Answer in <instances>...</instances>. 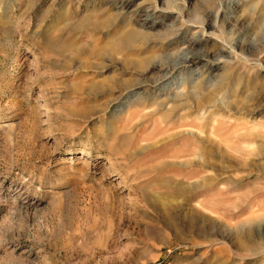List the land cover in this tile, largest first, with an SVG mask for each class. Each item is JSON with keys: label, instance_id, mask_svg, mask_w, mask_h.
<instances>
[{"label": "rangeland", "instance_id": "rangeland-1", "mask_svg": "<svg viewBox=\"0 0 264 264\" xmlns=\"http://www.w3.org/2000/svg\"><path fill=\"white\" fill-rule=\"evenodd\" d=\"M0 264H264V0H0Z\"/></svg>", "mask_w": 264, "mask_h": 264}, {"label": "bare ground", "instance_id": "bare-ground-1", "mask_svg": "<svg viewBox=\"0 0 264 264\" xmlns=\"http://www.w3.org/2000/svg\"><path fill=\"white\" fill-rule=\"evenodd\" d=\"M118 39L115 38V36L112 35V37L107 41L106 44H104L103 46L101 45L100 47H97V51H96V55L97 56H106L108 54L113 53L117 48H118ZM193 57H197L195 55H189L184 59V62H189V60H193ZM182 63H177V64H160L158 65L159 70L161 71H165V73H163L160 77H158L155 81L151 82L152 86H157L161 83H163L164 81H166L171 74H173V72L179 67L181 66ZM146 84L139 82L137 83L133 89L135 88H142L144 87ZM149 85V84H148ZM167 85V84H166ZM131 90H128L126 95L127 97H129V95ZM176 96H170V100L171 102H175ZM219 105L220 107H225L226 106V102L223 99L220 100H215V101H201L199 104L196 105H192V112H186L184 114L181 115V117L179 118L178 121H176L173 126L170 129H177V135L179 136V134H184L186 136L183 137V142L182 143V147L180 150V157L186 159L187 161L185 162V164L189 163L190 159H196V167H202L204 164V162L202 161V158L200 156V154L203 153V150L200 149L199 147H195V143L197 142V139H199V133L197 131V129H201L199 127V124L196 123L197 120L204 121V125L202 127H206L208 129V135H205L206 137L209 136V134L211 135L213 133V129H214V123L217 122L216 118H212L213 116L211 115L213 112H211V108H213L214 106L212 105ZM161 105V104H160ZM178 107V106H177ZM183 109H186L185 107H183ZM188 109V108H187ZM211 109V110H209ZM218 111V109H217ZM212 116V117H210ZM169 116H165V119H167ZM174 121V120H173ZM210 137V136H209ZM191 141V142H190ZM200 141V139H199ZM202 141V140H201ZM184 165V164H183ZM193 177H195V175H193ZM232 217V218H231ZM230 218L234 219L236 216L233 214ZM217 223H219L218 221H216ZM214 224V223H213ZM212 224V225H213ZM211 225V226H212ZM204 227H208V226H204ZM202 227L200 226V229ZM221 228V226H219L218 224H215V226H213V230L214 231H219ZM247 228V226L245 227ZM236 230H237V236L236 238V244H237V249L241 252L246 251V249H251L252 250V255L254 254H259L260 251L252 248V245L254 244V241L251 240V236L249 231H241V229L239 228L238 224L236 226ZM207 236V235H206ZM262 257V256H261Z\"/></svg>", "mask_w": 264, "mask_h": 264}]
</instances>
